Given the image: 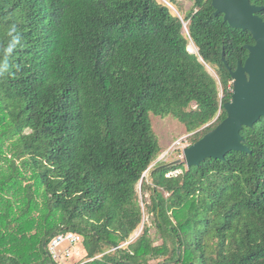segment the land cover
Wrapping results in <instances>:
<instances>
[{"label":"trees","instance_id":"1","mask_svg":"<svg viewBox=\"0 0 264 264\" xmlns=\"http://www.w3.org/2000/svg\"><path fill=\"white\" fill-rule=\"evenodd\" d=\"M254 43L213 0L183 19L160 0H0V264H53L63 231L83 236L79 264H264V116L242 129L250 152L152 166V113L204 137ZM141 181L159 240L133 238Z\"/></svg>","mask_w":264,"mask_h":264},{"label":"water","instance_id":"2","mask_svg":"<svg viewBox=\"0 0 264 264\" xmlns=\"http://www.w3.org/2000/svg\"><path fill=\"white\" fill-rule=\"evenodd\" d=\"M213 6L216 14H224L232 27L250 31L255 43L246 45L249 56L235 70L223 55L234 80L232 98L224 104L227 117L204 137L184 148L182 158L167 166L184 163L191 167L208 158L226 159L231 151L250 152L242 129L254 127L264 116V18L259 15L264 6L255 5L251 0H213Z\"/></svg>","mask_w":264,"mask_h":264},{"label":"rangeland","instance_id":"3","mask_svg":"<svg viewBox=\"0 0 264 264\" xmlns=\"http://www.w3.org/2000/svg\"><path fill=\"white\" fill-rule=\"evenodd\" d=\"M162 1V0H161ZM169 1V0H168ZM163 2V1H162ZM195 0H178L177 4H171L169 7L171 8L172 12L180 17L185 18L189 11L192 10L194 6ZM187 24V25H186ZM184 31L186 34L188 33V23H185ZM189 49L193 53H199L198 48L193 41L190 42ZM209 71L216 77L219 78L217 73L212 69L210 66H207ZM223 96V94H221ZM193 106L195 107L196 104L194 103ZM151 120L153 124V128L155 133L157 134L162 152L161 155L154 161L152 166L156 165L159 162H173L183 157L184 148L190 146L191 144V136L193 133H190L185 124L179 121L178 119L167 116H157L152 113ZM184 164V163H183ZM172 173H178V171H174ZM171 173V174H172ZM138 191L140 194V198L142 200V205L144 208V220L142 225L138 228L136 233L133 235V238H137L140 235L145 227V225L149 226L150 235L152 238L159 240L160 233L157 227L156 221L152 213L149 212L148 208H146V202L150 203V193H143L142 192V182L138 184ZM69 247L68 243H64L61 248ZM79 247V245H78ZM78 256L75 254L74 258H72L71 262L74 264L81 263L84 259H86L87 252L84 250L83 245H80V249ZM85 255V256H84Z\"/></svg>","mask_w":264,"mask_h":264},{"label":"built area","instance_id":"4","mask_svg":"<svg viewBox=\"0 0 264 264\" xmlns=\"http://www.w3.org/2000/svg\"><path fill=\"white\" fill-rule=\"evenodd\" d=\"M162 1L169 6L171 5L168 0ZM215 120L216 119H214L212 122H214ZM176 174L178 173H172V175ZM82 242L83 236L73 231H63L55 235L48 244V252L52 258L53 264H74L71 262V260L72 258H74L75 254L79 255V248ZM64 243H68L69 247L61 248Z\"/></svg>","mask_w":264,"mask_h":264},{"label":"clouds","instance_id":"5","mask_svg":"<svg viewBox=\"0 0 264 264\" xmlns=\"http://www.w3.org/2000/svg\"><path fill=\"white\" fill-rule=\"evenodd\" d=\"M15 43H19V39L18 38L15 40Z\"/></svg>","mask_w":264,"mask_h":264},{"label":"crops","instance_id":"6","mask_svg":"<svg viewBox=\"0 0 264 264\" xmlns=\"http://www.w3.org/2000/svg\"><path fill=\"white\" fill-rule=\"evenodd\" d=\"M80 249V248H79ZM79 254H81V253H79ZM78 256V255H77ZM85 256V255H84Z\"/></svg>","mask_w":264,"mask_h":264},{"label":"bare ground","instance_id":"7","mask_svg":"<svg viewBox=\"0 0 264 264\" xmlns=\"http://www.w3.org/2000/svg\"><path fill=\"white\" fill-rule=\"evenodd\" d=\"M187 25V24H186Z\"/></svg>","mask_w":264,"mask_h":264}]
</instances>
